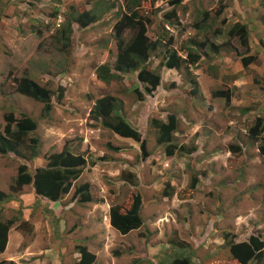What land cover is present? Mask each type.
Masks as SVG:
<instances>
[{"label": "rangeland", "instance_id": "obj_1", "mask_svg": "<svg viewBox=\"0 0 264 264\" xmlns=\"http://www.w3.org/2000/svg\"><path fill=\"white\" fill-rule=\"evenodd\" d=\"M171 1L142 2L139 7V17L150 20L148 35L158 42V48L150 53L149 68L160 71L162 53L171 46L187 58L188 52L195 54L189 48L196 45L203 56L197 62L189 59L177 70L162 69L164 90L161 86L149 94L134 72L108 82L96 77L100 64L114 63L113 24L121 13L130 11L129 0H0V132L5 114L19 117L23 112L37 119L38 126L25 137L21 151L29 154L32 139L41 141L34 160L26 155L0 154V189L8 190L21 162L32 171L44 164L49 154L69 145L74 152L85 151L94 163L86 164L63 201L87 186L92 198L85 208L90 223L95 220L96 226L112 204L126 210L133 193L142 194L144 223L139 230L121 234L111 229L105 232L108 236L104 241L100 223L98 231L95 233L94 227L91 233L88 220H81L86 227L73 233L87 239L82 244L96 255L93 264H133L144 257L157 263L172 252L176 238L190 244L192 260L201 264L204 258L218 254L229 240H244L252 232L264 237L260 200L264 159L257 150L260 140L247 135L258 116L264 120V0ZM84 10L99 18L83 28L75 19ZM172 12L174 16H170ZM235 22L250 27L249 49L237 38L227 37ZM131 34L126 30L123 39L127 41ZM199 42H205L204 46ZM214 43L222 45L220 51L211 46ZM237 52L257 54L258 59L243 66ZM22 76L54 92L47 116L42 103L15 90L14 78ZM217 91L230 94V103L214 96ZM60 93L63 97L58 99ZM141 94L143 99H139ZM104 95L114 96L121 116L141 132L147 156L141 157L137 142L119 137L90 114L94 102ZM169 113L179 118L173 143L182 147L171 156L164 153L165 145L156 143L151 123L155 118L166 121ZM212 131L219 135L215 138ZM238 143L236 151L225 152L227 145ZM109 145L122 149L115 151ZM193 177L198 179L194 189L190 186ZM20 199L23 217L26 215L29 224L35 220L37 227L29 235L15 230L20 227L18 221L14 224L10 235L20 233L21 243H28L26 250L32 254L14 256L16 262L73 264L77 242L70 236V225L55 224L57 215L45 211L48 203L37 197L30 185L23 187ZM5 206L6 216L14 217L17 203ZM74 208L78 211L80 207L74 204ZM79 213L74 215L73 224H78ZM223 232L229 235L226 240ZM12 249L4 252L0 261L11 260ZM247 264H264V258L261 263Z\"/></svg>", "mask_w": 264, "mask_h": 264}, {"label": "trees", "instance_id": "obj_2", "mask_svg": "<svg viewBox=\"0 0 264 264\" xmlns=\"http://www.w3.org/2000/svg\"><path fill=\"white\" fill-rule=\"evenodd\" d=\"M182 0H172L171 4L180 3ZM142 2H155V0H129L128 4L131 5L129 12L121 13L118 20L114 23L113 31L117 44V56L115 61L114 70H111L107 64H101L96 69V76L103 82H108L112 79L118 78V73L134 72L136 79L142 83L146 93L151 94L156 88H160L162 85L161 74L159 71H151L150 53L158 48V42L152 41L147 35V23L150 20L147 18L139 17V7ZM264 7V6H263ZM223 7L218 9L217 14L221 12ZM207 13H205L206 15ZM172 12L170 16H174ZM99 18V16H98ZM97 15L90 10L82 11L75 19L81 27L95 22ZM196 27H200L195 24ZM132 30V36L125 41L123 39V33L125 30ZM228 38H237L242 47L250 48L249 38L250 29L248 24L243 22H235L227 31ZM171 42H169L170 44ZM199 45L204 46L205 42H199ZM217 51H220L222 45H215ZM264 51V41L261 40ZM191 49L195 51V54L190 52L187 54V58L180 56L177 51L171 46L165 48L161 56L160 68H176L179 69L189 59L191 62L198 61L203 53L197 52L196 45ZM240 56L244 66H248L252 61L257 60L258 56L249 55L243 56L239 52L236 53ZM15 90L21 95L30 97L40 103H42V111L44 115H48L52 109V96L54 92L47 87L40 85L35 80L28 76H22L20 78H14ZM197 87L196 81L194 82ZM196 89V88H195ZM140 91V89H138ZM160 90H164V86ZM263 90V89H262ZM214 96H220L225 99L227 103H230L231 95L225 91H217ZM58 99L62 97V93L58 96ZM139 99H143L142 94L139 95ZM91 115L95 120H100L103 127L107 128L114 134L122 138H129L137 142L140 146V154L147 156L146 141L142 138L141 132L134 128L129 122L125 120L119 113V108L116 106V99L112 95H104L98 98L91 110ZM178 116L175 113H169L167 120L154 119L151 121L152 125L156 129V143L165 145L164 153L168 156L174 155L176 151L182 149L173 143V132L178 126ZM5 126L3 131L0 132V154L12 153L14 156L26 155L29 159L34 160L38 156V144L41 142L39 138L32 139V147L29 154H25L21 150V146H24L25 137L28 133L36 130L38 126L37 119L31 115L21 112L19 117H15L13 113H7L4 115ZM230 128V127H229ZM213 136L217 137L212 131ZM248 138L256 141L260 140L258 145V152L262 158H264V120L258 116L255 119L254 124L249 128ZM237 145V146H236ZM229 144V149L234 152L240 147V144ZM111 149L120 151L119 147H113L109 145ZM191 153V152H190ZM101 157L100 159H102ZM104 159V158H103ZM91 163H94L93 159H90ZM89 158L85 151L74 152L69 145H64L58 152H53L47 156V160L43 165L36 166L32 171L25 162H21L18 167L15 176L12 178L8 185V190L0 189V253H2L6 247L8 240V233L12 225L17 221L19 222V228L30 234L31 226L24 220L22 211L24 206L21 205V190L24 186L30 185L34 194L39 198H44L46 201H57L64 194L68 193L80 173L83 171L86 164H88ZM197 178L191 179L190 186L195 188ZM135 185V184H134ZM164 195H169V190L164 191ZM73 199L78 202H91L92 198L87 190V186L80 187L75 190ZM17 200V201H16ZM264 206V191H262L261 199ZM16 202L17 206L14 217H8L5 214L7 210V204ZM142 195L139 191L133 193L132 200L129 207L122 211L121 207L116 204H112L109 207V219L113 228L119 233L126 234L131 230L137 229L142 226L143 219L141 216L142 208ZM27 206H25L26 208ZM4 211V214L2 212ZM50 211V210H48ZM18 228V227H17ZM260 233L252 232L244 240L235 241L229 240L223 244L218 254L214 257L204 258L201 264H247L250 261L261 263L264 258V237ZM228 233L223 232V238H228ZM176 238L172 244L175 246L171 249L166 258H161L159 262H155L151 258L144 257L136 259L133 264H196L192 260L194 251L190 248V244L182 240L180 243ZM178 244V245H177ZM77 251L80 253V257L75 260L74 264H93L96 260V255L89 251L85 245L76 246ZM0 264H17L11 260H2Z\"/></svg>", "mask_w": 264, "mask_h": 264}, {"label": "crops", "instance_id": "obj_3", "mask_svg": "<svg viewBox=\"0 0 264 264\" xmlns=\"http://www.w3.org/2000/svg\"><path fill=\"white\" fill-rule=\"evenodd\" d=\"M70 193H71V190L66 195H68ZM66 195H64L58 201H54V202H47L45 200V203H48L46 205L47 207H46V210L45 211L48 212V210H50V212H48V213L53 214V215H55V214L57 215L56 218H55V221H56L55 224L58 223V225H60V226H61L62 223H65V225H70L69 228H70V230L72 229V232H70L71 233L70 236H72L74 239H76L77 246H78V245H85V244H82V243H84L83 240H87L85 237H75L74 236V233L83 231L84 230V227H86L85 226V223H84V225L81 223V220H83V218L85 220H88V222H86V223H88L87 227L90 228L89 232H91V233H94V227H95V233L98 231V229L96 228V226H98L99 223H100L101 224V230H102L100 232L101 233L100 236H103V239L105 241V237L108 236V235H104L105 232H110V230L113 229L110 226L109 220L107 219L108 216L105 215V213H102V216H101L102 219L97 220L96 221V226H95V220L92 221L93 223H90L89 222L90 219H91V217L89 216L88 210L85 209L86 207L89 206V203L88 202L87 203H85V202H78L75 199H72L71 200V198L68 201H65L64 202L63 199H64V197ZM62 202H64L65 205H63ZM74 204H76L77 206L80 207L78 209V211H81L82 215L78 211H75L76 208H74ZM107 211L108 210H106V214H107ZM78 213L80 214L79 216L77 215V217H78V220H77L78 221V224L77 223H74L73 224L72 221H74V215L75 214H78ZM25 216L23 217L24 220H25ZM30 226H31V232H30L29 235H33L36 232L35 227H37V225L35 224V220H32V224L30 223ZM13 227H15V226L12 225V227L9 230L7 244H6V247H5L4 251L2 253H0V257H3L4 252L6 254L7 253V250H9L10 248H13L12 250H14V254H16V255L12 254L8 259H11L12 261H14L17 264H20V262H16L14 256H17V258H18L19 256H22V257L23 256H26L27 257L28 255H32V254H29L30 252L28 250H26L29 247V244L28 243H25V242L21 243V241H22V235L20 233H19V235L16 233L17 231L20 232V230H21L20 228H16L15 227L16 228L15 230H17V231L14 232L12 236L10 235L11 234L10 232H11V230H12ZM113 231H115V230H113ZM11 237H15V240H14V238H13V240H14V242H16V240L18 241L17 242V245H15V243L12 242L13 240L11 239ZM19 243H21V244H19ZM21 246H23V247L21 249H18ZM85 246L87 247V245H85ZM72 254H73L72 260H73V264H74L75 260H77L79 258V253L76 252V250H75V251H73ZM24 259H26V258H24ZM21 263H22V261H21ZM23 264H26V263H23Z\"/></svg>", "mask_w": 264, "mask_h": 264}, {"label": "clouds", "instance_id": "obj_4", "mask_svg": "<svg viewBox=\"0 0 264 264\" xmlns=\"http://www.w3.org/2000/svg\"><path fill=\"white\" fill-rule=\"evenodd\" d=\"M124 12H127V11H124ZM124 12H123V13H124ZM140 18L144 19L143 17H140ZM97 19H98V18H97ZM97 19H96V21H97ZM117 20H118V19H117ZM117 20H116V21H117ZM96 21H95V22H96ZM116 21H115V22H116ZM95 22H93V23H95ZM115 22H114V23H115ZM76 23H77V22H76ZM93 23H91V24H93ZM77 24H78V23H77ZM78 25H80V24H78ZM89 25H90V24H89ZM87 26H88V25H87ZM87 26H86V27H87ZM113 26H114V24H113ZM79 27H81V26H79ZM83 28H84V27H83ZM248 28L250 29L249 26H248ZM127 30H129V29H127ZM125 31H126V30H125ZM129 31H131V32L133 33L132 30H129ZM123 34H124V33H123ZM147 35H148V31H147ZM131 36H132V34H131ZM131 36H130V37H131ZM148 37L150 38L149 35H148ZM249 40H250V38H249ZM115 41H116V40H115ZM249 43H250V41H249ZM116 48H117V44H116ZM174 49H175V48H174ZM189 49H191V48H189ZM177 53H178V52H177ZM188 53H189V52H188ZM201 53H202V52H201ZM178 54H179L180 56H182L183 58H186L185 56H183V54H180V53H178ZM244 55H245V56H249V55H247V54H244ZM116 56H117V50H116V54H115V59H114V63H113V65H110V64H109V68H111V70H114V67H115V61H116ZM202 56H203V54H202ZM202 56H200V57H202ZM199 59H200V58H199ZM240 59H241V58H240ZM257 59H258V58H257ZM241 62H242V61H241ZM103 64H104V63H103ZM100 65H101V64H100ZM242 65H243V63H242ZM243 66H244V65H243ZM96 69H97V68H96ZM96 69H95V70H96ZM159 69H160V71H159L160 74H161V70H162V69H167V70H177L176 68H167V67L160 68V64H159ZM150 70H151V69H150ZM151 71H153V70H151ZM156 71H157V70H156ZM125 73H126V72H125ZM118 74L120 75V74H122V73H118ZM96 77H97V76H96ZM135 77H136V76H135ZM136 80H137V79H136ZM35 81H36V80H35ZM137 82H138L139 84H142V83L139 82L138 80H137ZM196 83H197V82H196ZM192 89H193V88H192ZM194 90H195V88H194ZM62 97H63V96H62ZM99 98H100V97H99ZM95 102H96V101H95ZM95 102H94V104H95ZM94 104H93V107H94ZM93 107H92V109H93ZM92 109H91V110H92ZM91 110H90V114H91ZM254 122H255V121H254ZM254 122H253V124H254ZM176 129H177V128H176ZM176 129L174 130V132L176 131ZM174 132H173V133H174ZM214 137H215V136H214ZM215 138H216V137H215ZM172 140H173V139H172ZM160 145H161V144H160ZM257 147H258V146H257ZM257 150H258V148H257ZM225 152H226V153H227V152H228V153H232V151L229 149L228 145H227V147H226V149H225ZM258 154H259V152H258ZM259 155H260V154H259ZM260 156H261V155H260ZM263 159H264V158H263ZM41 165H43V164H41ZM197 180H198V179H197ZM197 182H198V181H197ZM196 184H197V183H196ZM136 185H137V184H136ZM72 186H73V185H72ZM71 188H72V187H71ZM71 188H70V190H71ZM70 190H69V192H70ZM135 192H137V191H135ZM135 192H134V193H135ZM66 194H67V193H66ZM66 194H64V195H66ZM64 195H63V196H64ZM141 195H142V194H141ZM63 196H62V197H63ZM62 197H61V198H62ZM61 198H60V199H61ZM72 199H73V195L71 196V200H72ZM58 200H59V199H58ZM58 200H57V201H58ZM142 201H143V197H142ZM47 202H48V201H47ZM50 202H54V201H50ZM107 216H108V220H109V223H110V219H109V209H108V211H107ZM141 216H142V215H141ZM142 219H143V218H142ZM143 223H144V220H143ZM142 225H143V224H142ZM110 226L112 227L111 223H110ZM112 228H113V227H112ZM113 229H115V228H113ZM137 229L139 230L140 227L137 228ZM115 230H116V229H115ZM134 230H136V229H134ZM131 231H132V230H131ZM126 234H127V233H126ZM87 249H88V248H87ZM89 251H90V250H89ZM76 252H78L77 249H76ZM78 253H79V252H78ZM79 257H80V253H79Z\"/></svg>", "mask_w": 264, "mask_h": 264}]
</instances>
